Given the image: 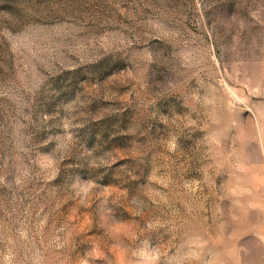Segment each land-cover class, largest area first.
<instances>
[{
  "label": "rangeland",
  "instance_id": "374dc122",
  "mask_svg": "<svg viewBox=\"0 0 264 264\" xmlns=\"http://www.w3.org/2000/svg\"><path fill=\"white\" fill-rule=\"evenodd\" d=\"M0 264H264V0H0Z\"/></svg>",
  "mask_w": 264,
  "mask_h": 264
}]
</instances>
